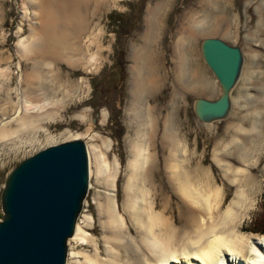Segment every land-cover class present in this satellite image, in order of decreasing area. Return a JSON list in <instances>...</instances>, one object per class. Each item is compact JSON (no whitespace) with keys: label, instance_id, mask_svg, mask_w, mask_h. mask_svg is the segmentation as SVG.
<instances>
[{"label":"rangeland","instance_id":"374dc122","mask_svg":"<svg viewBox=\"0 0 264 264\" xmlns=\"http://www.w3.org/2000/svg\"><path fill=\"white\" fill-rule=\"evenodd\" d=\"M158 6L162 12L157 17L158 33L153 50L160 84L134 104L131 57L133 51L143 45L147 18ZM88 10L89 24L87 32L81 34L80 43L84 59L91 63L85 68L63 58L37 65L47 77V92H53L49 96L52 104L43 111L56 112L55 118L42 121L37 127L22 129L16 138L0 143V195L8 172L21 160L34 156L50 144L82 140L87 152L90 150L89 193L76 222L82 240L69 238L66 264H92L89 260L107 264L112 256L120 257L122 253L123 259H129L135 250L144 257L145 264H152L153 256L140 238V227L129 213L125 190L133 159L131 147L140 128L149 130V124L144 122L146 109L152 107L157 131L154 143L146 144L145 148L152 153L155 167L151 181L139 182V193L144 194L139 203L144 213L149 211L151 203L152 213L164 210L172 217L174 226L181 233H178L180 240L174 239L171 246L178 248L184 239L181 225L189 214V202L172 188L162 163L166 151H161L159 135L167 115H171L170 124L179 136L180 155L190 159L189 166L193 169L195 162L201 163L200 167L209 171L211 187L213 184L221 188L220 211L234 200L237 186L244 188L247 206L244 210L239 208L242 217L236 228L243 233L264 235L253 233L264 228L261 221L264 215V0H217L212 4L205 0H101L96 7L94 3L89 4ZM214 13L225 18L219 23L220 30H212ZM32 15L29 0H0V69L7 67L10 72L7 86H11V91L22 86V78L34 68L38 59L23 57L18 50L19 43L27 40L35 25ZM116 18H120V23L115 22ZM197 19L202 21L203 31L195 38L185 37L190 88L181 89L176 77L174 46L177 36L186 33V26ZM207 37L239 46L244 55L242 73L231 90L232 109L224 120L213 123L200 121L193 112L196 99L214 101L221 95L219 81L200 52L202 40ZM55 74L59 76L54 78ZM70 82L73 84L70 95H63L66 86L71 87ZM0 89H4L1 84ZM11 95L14 107H10L6 115L0 112V126L4 120H11L15 128L17 125L12 119L17 115L15 104L18 99L16 92L12 91ZM2 100L8 101L7 94L0 90ZM56 100L63 101L58 108L55 107ZM253 123H256V129L250 130ZM240 148L244 150L243 156L238 152ZM94 153L100 155L107 173H114L112 193L116 211L123 217L125 231L127 227L130 230L126 237L134 249L124 247L125 250H120L111 244L113 238L102 208L109 190L105 177L97 171ZM145 164V167L149 165L148 162ZM238 168L243 170L236 171ZM224 169L234 172H231L233 182L225 177ZM191 173L196 172L192 170ZM1 206L0 201V220L3 218ZM160 228L163 230L160 225L153 227V236H160Z\"/></svg>","mask_w":264,"mask_h":264},{"label":"bare ground","instance_id":"6f19581e","mask_svg":"<svg viewBox=\"0 0 264 264\" xmlns=\"http://www.w3.org/2000/svg\"><path fill=\"white\" fill-rule=\"evenodd\" d=\"M100 1L29 0L33 8L32 16L35 20V25L31 28L27 40L19 43L18 50L23 57H37L38 59L34 63V68L30 72L25 73L22 78V86H17L14 88L15 90H12L16 92L18 99L15 104L17 115L12 119L15 120L17 127H12L11 120H4L0 126V143H4L14 137L16 138L22 129L37 127L38 125L40 126L42 121L55 118L56 112L43 111L51 103L49 96L53 92L52 90L47 92V77L37 65H44L50 61H59L63 58L70 64H82L85 68L87 63H91L90 60L84 59V53L82 55L83 48L80 40L81 34L85 31L87 32L89 24L87 17L90 12L88 10L89 4L94 3L96 7ZM216 1L205 0L209 4ZM161 9L158 6L151 11L150 16L147 18V26L143 35L144 43L132 53L133 64L131 71L134 104L146 93L157 89L158 84H160V78L156 75L155 70L154 59L156 54H154L153 45L157 38V17L162 12ZM214 18L213 23L215 25H213L212 30H220L219 23L224 21L225 18L216 13H214ZM202 24V21L198 19L197 21H192L186 26V33L182 32L179 34L175 42L174 47H176L177 54L176 77L181 89L190 88V81L187 80L186 73L187 51L185 37L195 38L197 34L203 31ZM58 76L59 74H55L54 78ZM9 79L10 72L8 68L0 69V84L4 88L0 90L7 94L8 99L7 102L4 100L0 101V112L3 115L9 113V108L14 105L11 86H7ZM69 85L71 87L66 86V89L63 90V95H70L73 84L70 82ZM174 94L176 96L178 94L177 91ZM60 102L63 101L61 100ZM60 102L57 100L54 102L56 108H58ZM146 110L148 112L144 123L149 124V130L144 127L140 128L137 140L134 141L131 147L133 148V159L129 165L130 172L125 190L128 196L127 199H129V213L140 227V238L145 241L149 252L153 256L154 262L152 264H264V235L247 234L240 232L236 228L239 218L242 217V210L239 208L243 207L244 210L247 206L245 189L237 186L234 200L221 212L223 199L221 188L219 186L215 187L213 184V187H211L209 171L202 169L200 167L201 163L197 164L195 162L193 169L191 165L189 166L190 159L186 157L183 159V154L180 155L182 147L177 132L170 124L171 115H167L164 118L159 139L162 145L161 151H166V155L163 153L164 162L162 163L164 168L167 169L170 182L173 185L172 188L175 191L177 190L185 199L184 201L189 202V214L181 225L184 239H181L180 246L178 248L171 246L174 239H179L178 233H181L174 226L175 222H173L171 216L166 215L164 210H160L156 214L152 213L153 204L151 203L148 208L149 211L142 212V206L139 202L141 200L140 197L143 198L144 194L139 193V182L141 180L151 181V172L155 167L154 157L145 147L146 144L151 145V143H154L153 139H155L154 135H156L157 131V119L153 114L152 107H148ZM255 129L256 123H253L250 130ZM50 145L52 146L53 144ZM243 151L242 148L238 151L241 156L245 154ZM93 159L98 173L105 177L109 190L102 208L107 218L110 236L113 238L111 239V244L117 246L120 250H125V248L134 249L135 247L133 248L128 240L129 238L126 237V233H130V230L127 227V231H125L123 217L116 211L117 205L114 203L112 193L113 185H115L114 173L112 174V171L107 173L100 155L94 153ZM215 159L219 161L217 155ZM147 162L149 165L145 167ZM241 169L238 168L236 171L240 172ZM192 170L196 173L192 174ZM224 172L226 178L232 182L235 180L231 173L233 171L224 169ZM244 200L246 201L243 205L241 203ZM155 225L163 226V230L160 228V236L158 237L152 234V229ZM79 234H81V230L79 224H77L73 239L82 240V236ZM123 240L125 241L124 244H122ZM122 255L123 253L120 257L112 256L107 264H145L144 257L136 250L129 259H123ZM89 261L92 264H97L95 260Z\"/></svg>","mask_w":264,"mask_h":264},{"label":"water","instance_id":"95a60500","mask_svg":"<svg viewBox=\"0 0 264 264\" xmlns=\"http://www.w3.org/2000/svg\"><path fill=\"white\" fill-rule=\"evenodd\" d=\"M202 41L200 52L221 95L196 99L193 112L205 123L220 122L232 109L244 55L220 38ZM88 158L85 142L73 139L47 146L8 172L0 195V264H66L69 238L89 193Z\"/></svg>","mask_w":264,"mask_h":264},{"label":"trees","instance_id":"16d2710c","mask_svg":"<svg viewBox=\"0 0 264 264\" xmlns=\"http://www.w3.org/2000/svg\"><path fill=\"white\" fill-rule=\"evenodd\" d=\"M115 22L120 23V18H116ZM261 221L264 222V215L262 216ZM253 233H257V234L264 233V228L262 227L261 229H256L255 231H253Z\"/></svg>","mask_w":264,"mask_h":264}]
</instances>
